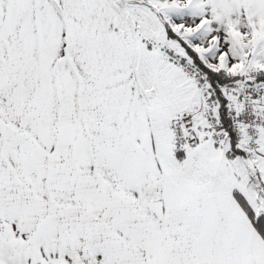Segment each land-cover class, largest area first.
<instances>
[{
    "label": "snow or ice",
    "instance_id": "obj_1",
    "mask_svg": "<svg viewBox=\"0 0 264 264\" xmlns=\"http://www.w3.org/2000/svg\"><path fill=\"white\" fill-rule=\"evenodd\" d=\"M0 264H264V0H0Z\"/></svg>",
    "mask_w": 264,
    "mask_h": 264
}]
</instances>
